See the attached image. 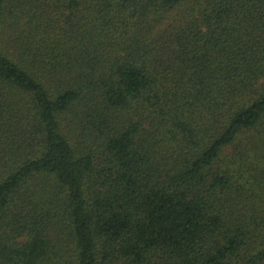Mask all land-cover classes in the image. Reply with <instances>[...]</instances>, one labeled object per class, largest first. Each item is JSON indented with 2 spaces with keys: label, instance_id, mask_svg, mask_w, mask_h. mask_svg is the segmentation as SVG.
<instances>
[{
  "label": "trees",
  "instance_id": "16d2710c",
  "mask_svg": "<svg viewBox=\"0 0 264 264\" xmlns=\"http://www.w3.org/2000/svg\"><path fill=\"white\" fill-rule=\"evenodd\" d=\"M0 264H264V0H0Z\"/></svg>",
  "mask_w": 264,
  "mask_h": 264
}]
</instances>
